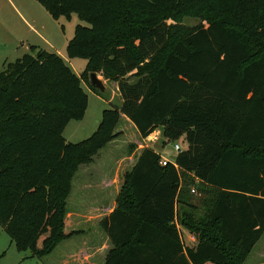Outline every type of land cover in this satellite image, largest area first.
Listing matches in <instances>:
<instances>
[{
  "label": "trees",
  "instance_id": "obj_1",
  "mask_svg": "<svg viewBox=\"0 0 264 264\" xmlns=\"http://www.w3.org/2000/svg\"><path fill=\"white\" fill-rule=\"evenodd\" d=\"M36 1L54 19L85 22L65 51L86 65L77 75L39 49L0 71V227L38 258L83 234L66 224L72 177L124 117L142 139L161 128L186 147L161 163L144 146L122 169L116 206L99 221L111 245L102 264H242L264 233V52L248 43L264 46V0ZM191 7L212 18L190 30L167 23ZM87 72L117 82L121 104L68 142L65 126L87 106ZM187 175L214 193L202 215L179 193ZM175 221L199 237L195 247Z\"/></svg>",
  "mask_w": 264,
  "mask_h": 264
},
{
  "label": "rangeland",
  "instance_id": "obj_2",
  "mask_svg": "<svg viewBox=\"0 0 264 264\" xmlns=\"http://www.w3.org/2000/svg\"><path fill=\"white\" fill-rule=\"evenodd\" d=\"M13 5L23 14L26 20L32 25L34 30L25 23L17 12L9 5L8 0H0V70L8 62H13L19 58L23 52L35 56L39 49L49 52L60 51L67 64L70 65L77 74H81L85 68L86 60L83 58H68L66 55V44L74 36L75 26L77 24H85L76 14L71 13L69 17L60 15L54 19L45 10V8L36 0H10ZM204 8V7H202ZM196 7L188 8L187 13L174 19L167 20V23L178 24L187 30L205 25L212 18L210 13L201 11ZM249 46L259 55L264 52V46L258 45L253 41H249ZM30 45L37 46V51L28 47ZM98 77L103 80L105 89L103 91H95L90 87L89 72L83 77L82 87L87 94V106L84 116L81 119H73L68 122L63 130V137L68 142H79L89 137L96 130L101 117L102 111L112 106H120L121 97L118 91L117 82L104 78L97 73ZM127 82H134L136 77H125ZM116 131L117 136L116 147L111 146V150L118 152L123 156L130 155L131 145L136 146L135 141L140 140L144 144V140L151 143V147L158 151L168 160H174L177 151L174 144L179 143L181 149L186 147V143L182 140L167 141L159 129L154 130L147 138L140 136L130 126L129 122L122 117ZM113 153V152H111ZM97 155V153L95 154ZM94 155V156H95ZM92 157V159L94 158ZM130 160L123 162L124 167H130ZM99 170V168H97ZM118 172V177L121 176ZM185 197L183 201L189 203L195 208L192 211L195 215H202L211 207V201L214 193L204 184L200 183L191 175H187ZM76 177L72 180V189L66 200V224L67 228L82 229L84 231L80 236L72 237L60 243L52 253L42 258L33 255L30 250L19 249L11 240V237L0 227V264H102L108 249H105L106 236L100 230L99 221L107 211L102 209H91L87 206H74L75 199V183ZM194 190V192H191ZM71 196L72 199H71ZM86 198V197H85ZM97 199V197H95ZM71 199V200H70ZM180 207V206H179ZM184 208H179L181 211ZM191 209V208H190ZM97 231V232H96ZM196 237L195 246L197 245L198 236ZM89 238V239H87ZM263 239V238H262ZM262 239L259 246L252 251L246 264H264V251H260L264 243ZM70 256H67V254Z\"/></svg>",
  "mask_w": 264,
  "mask_h": 264
},
{
  "label": "crops",
  "instance_id": "obj_3",
  "mask_svg": "<svg viewBox=\"0 0 264 264\" xmlns=\"http://www.w3.org/2000/svg\"><path fill=\"white\" fill-rule=\"evenodd\" d=\"M8 2H9V5L13 8V10H15V12H17V15H19V18H21L25 23H27L30 26V29L34 30L32 25L26 20V18L18 10V8H16V6L13 5V3H11L10 0H8ZM29 48H32V51H34L33 48L36 51L38 50L37 46H35V45H30L28 47V49ZM55 53L58 54L59 56H61L64 59V61L66 62L63 54L60 51H55ZM23 54H25V53L23 52ZM68 66L75 72V70L70 65H68ZM75 73L77 74V72H75ZM77 75H79V74H77ZM157 129H159L161 132V128H157ZM117 141H118L117 138L113 139L107 145H105L104 147H102L101 149L98 150L97 155L94 156L92 161H90L88 163L80 164L78 166L77 170L75 171V174L72 177V180H73L74 176L76 177V180H75L76 187H75V192H74L75 193V195H74L75 199L72 203V204H74V206H77V207L87 206V207H91V209H102V210L107 211L105 213V215H107L116 206L117 195L119 193V188L121 185L120 176L118 177V172L122 171V169L124 168L125 165H123V162L130 160V162H131L130 166H131L135 162L137 154L140 152L141 148L146 146V147L153 149L150 145L151 143H148L149 139H147V141L144 140V144L141 143L140 140H138V141L136 140L135 141L136 146L132 147V145H131L130 155L123 156L118 152L117 153L114 152V149L113 150L110 149L111 146L116 147ZM111 152H113V153H111ZM155 152H157L160 155L161 163L164 161H170V162L174 161V160H168L167 158L162 156V154L158 151H155ZM97 168H99V170H97ZM72 180H71V189H72ZM71 189H70V192H71ZM180 190H182V198L185 197L186 189L183 188V186H181V189H179V193H180ZM70 192H69V194H70ZM69 194L67 195V197L64 201L65 202V209H66V205H67L66 200H67ZM72 197L73 196H71V199H72ZM95 197H97V199ZM180 204L181 203H177L176 208H178V206ZM175 223H176V227L179 231L180 238H181V241L183 242L184 247H190V248L195 247V242H196L195 235L193 233H191L188 229H186L184 226L177 223L176 221H175ZM100 230H102V229L100 228ZM102 232H103V230H102ZM87 239H89V238H87ZM261 239L264 243V233L260 237V239L253 245L249 254L245 258V260L242 262V264H246V260H248L252 251L255 250L259 246L258 244H259V241ZM104 242H105L104 243L105 249L106 248L110 249L111 245L109 243L107 236H106V241L104 240ZM259 250L262 252L264 251L262 245L259 247ZM67 256H70V254L68 253L66 255V257ZM103 261H104V259H103Z\"/></svg>",
  "mask_w": 264,
  "mask_h": 264
},
{
  "label": "water",
  "instance_id": "obj_4",
  "mask_svg": "<svg viewBox=\"0 0 264 264\" xmlns=\"http://www.w3.org/2000/svg\"><path fill=\"white\" fill-rule=\"evenodd\" d=\"M89 81H90V84L94 86L96 89H98L99 91H103L105 89L103 80L98 77L96 72L89 73Z\"/></svg>",
  "mask_w": 264,
  "mask_h": 264
},
{
  "label": "built area",
  "instance_id": "obj_5",
  "mask_svg": "<svg viewBox=\"0 0 264 264\" xmlns=\"http://www.w3.org/2000/svg\"><path fill=\"white\" fill-rule=\"evenodd\" d=\"M174 149H175L177 152L182 150L181 147H180V145H179V143H175V144H174ZM164 162H166V161H164ZM164 162H162V163H164ZM191 192H194V190H192Z\"/></svg>",
  "mask_w": 264,
  "mask_h": 264
}]
</instances>
